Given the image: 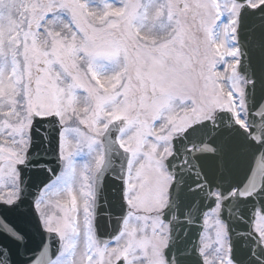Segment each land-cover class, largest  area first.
I'll list each match as a JSON object with an SVG mask.
<instances>
[{
  "label": "snow or ice",
  "instance_id": "6c2138e0",
  "mask_svg": "<svg viewBox=\"0 0 264 264\" xmlns=\"http://www.w3.org/2000/svg\"><path fill=\"white\" fill-rule=\"evenodd\" d=\"M0 264H264V0H0Z\"/></svg>",
  "mask_w": 264,
  "mask_h": 264
}]
</instances>
